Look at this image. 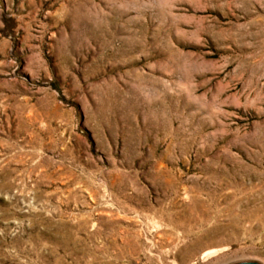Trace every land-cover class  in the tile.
<instances>
[{"label":"rangeland","instance_id":"obj_1","mask_svg":"<svg viewBox=\"0 0 264 264\" xmlns=\"http://www.w3.org/2000/svg\"><path fill=\"white\" fill-rule=\"evenodd\" d=\"M264 264V0H0V264Z\"/></svg>","mask_w":264,"mask_h":264},{"label":"water","instance_id":"obj_2","mask_svg":"<svg viewBox=\"0 0 264 264\" xmlns=\"http://www.w3.org/2000/svg\"><path fill=\"white\" fill-rule=\"evenodd\" d=\"M232 264H262L259 261H242V262H236V263H232Z\"/></svg>","mask_w":264,"mask_h":264}]
</instances>
